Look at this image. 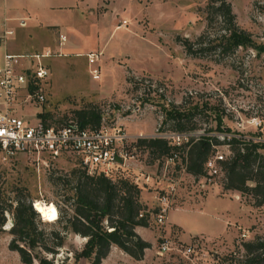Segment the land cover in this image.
Here are the masks:
<instances>
[{"label": "rangeland", "instance_id": "rangeland-1", "mask_svg": "<svg viewBox=\"0 0 264 264\" xmlns=\"http://www.w3.org/2000/svg\"><path fill=\"white\" fill-rule=\"evenodd\" d=\"M29 1L0 0V27L13 30L8 41L15 51L38 50L48 36L28 25L19 26L20 20H34L26 7ZM206 1L75 0L69 7L74 15L62 11L65 7L49 13L39 11L40 20L54 23L43 26L50 34L47 45L51 48H44L50 57H40L47 68L46 78L39 83L43 100L20 104L19 114L34 123L41 118L39 112L46 111L47 123L59 124L57 118H75L74 109L94 106L100 119L121 124L134 137L163 136L178 145L189 135H214L219 141L212 151L225 157L230 154L226 139L234 132L264 143V49L258 47L264 45V0H227L235 26L249 35L247 44L226 54L202 48L193 55L184 50L179 39L194 41L201 35L203 42L197 45L204 47L210 40L227 42L230 36L217 15L212 14L207 23L203 12ZM58 31L66 37L62 47L55 41ZM70 42L75 48L69 47ZM85 51L98 54V79L90 77L85 56L74 55ZM169 105L193 111L195 129H170V122H163ZM251 117L261 125L253 126ZM225 127L229 130H223ZM176 133L185 134L176 140ZM131 151L134 159L127 161L125 172L132 181L137 179L139 199L148 210V224L135 232L149 246L141 260H124L111 252L102 264H234L241 259V251H232L235 245L255 235L264 236V202L254 205L248 195L224 189L222 177L211 181L204 180L205 172L197 176L186 172L180 150L168 162L164 161L167 155L152 159L145 148L136 145ZM260 151L264 153V146ZM75 166L71 157L62 156L45 165L22 154L12 157L0 152V180L6 195L12 201L15 194H27L38 212L37 224L45 232L59 214L54 202L68 210L59 194L64 185L73 183L63 179ZM142 175L149 176L148 183H142ZM171 183L174 189L167 195L169 207L163 223H158V195L166 193ZM4 216L0 264H24L15 250L7 248L11 217L7 211ZM162 238L168 239L170 248L157 255L155 249ZM81 244L78 236L67 232L57 252L36 248L32 252L50 258L52 264H78L83 259L74 263L73 252ZM189 245L191 250L184 253L182 248Z\"/></svg>", "mask_w": 264, "mask_h": 264}, {"label": "trees", "instance_id": "trees-1", "mask_svg": "<svg viewBox=\"0 0 264 264\" xmlns=\"http://www.w3.org/2000/svg\"><path fill=\"white\" fill-rule=\"evenodd\" d=\"M207 23L213 15H217L223 27L230 31L227 42L211 40L206 46H198L203 39L198 35L194 41L183 37L179 42L187 53L197 55L198 50L218 49L220 53L232 52L239 44H247L249 35L244 30H239L234 23V13L227 0H207L203 9ZM213 14V15H212ZM223 36V35H221ZM197 45V46H196ZM264 49L263 46H258ZM163 122L169 121V128L180 132L195 129L193 111H185L169 105L164 111ZM73 115L81 126H94L98 124L100 112L94 106L85 105L73 110ZM44 123L49 121L48 112H39ZM59 119V120H58ZM65 120V116L57 118L58 123ZM222 127H218L221 129ZM223 130H229L225 127ZM161 136H141L135 140L137 147L145 148L151 158H161L173 151L180 150L181 160L185 171L197 176L204 173V161L212 152L213 144L218 139L210 134L189 135L186 140L176 145ZM226 142L230 154L223 158L222 187L237 190L248 195L252 204L260 205L264 202V153L260 148L263 142L252 140L239 132L230 135ZM75 167L69 176L63 179L64 183L72 180L70 185L62 187V202L65 207L55 205L59 214L54 219V226L47 232L37 223L39 220L35 206L27 194L17 196L11 201L6 195L5 188L0 180V231L5 221L4 212L11 217L8 233L11 234L7 248L18 253L19 260L24 264H52L50 258L33 253L39 249L47 253H55L63 245L65 234L72 232L85 237L78 250H74L75 260L79 257L87 259V264H100L110 250L111 245L140 259L149 242L140 237L134 230L137 225L148 224V210L139 199V188L129 178L126 169L117 167L111 175L96 172L88 174L76 160ZM17 193V192H16ZM26 196V197H25ZM232 251H241L240 260L234 264H264V236L255 235L251 239L242 240L234 246Z\"/></svg>", "mask_w": 264, "mask_h": 264}, {"label": "built area", "instance_id": "built-area-1", "mask_svg": "<svg viewBox=\"0 0 264 264\" xmlns=\"http://www.w3.org/2000/svg\"><path fill=\"white\" fill-rule=\"evenodd\" d=\"M11 32L9 28H0V152L12 157L22 154L42 161L45 165L62 156L71 157L88 174L102 172L108 175L117 167L128 169L127 161L134 159L131 149L134 148L138 135H129L121 124H108L104 119H100L94 126H81L75 118L66 119L59 124H46L39 118L34 123H28L17 113L20 104L43 100L39 83L46 78L47 68L40 57L47 56L49 51L12 53L1 50ZM64 39L65 36L58 33V43H62ZM84 56L90 77L98 79V54L88 51ZM249 121L255 127L261 125L256 117H251ZM184 134L176 133L174 138L178 140L184 137ZM176 157L177 154L173 151L164 157V161H172ZM224 157L217 150L206 157L203 165L204 180L213 181L216 177L223 176L220 161ZM148 178V175H142V183H148ZM133 182L136 184L137 179L133 178ZM173 185L174 183H171L166 193L158 195L160 204L155 214L158 223H163L165 219L169 207L167 195L172 193ZM240 235L244 236V233ZM169 248L168 239L162 238L155 253L162 255ZM190 250V245L182 248L184 253H189Z\"/></svg>", "mask_w": 264, "mask_h": 264}, {"label": "crops", "instance_id": "crops-1", "mask_svg": "<svg viewBox=\"0 0 264 264\" xmlns=\"http://www.w3.org/2000/svg\"><path fill=\"white\" fill-rule=\"evenodd\" d=\"M75 3V0H30L29 2H26V7L32 12V16L34 17V20H29L27 22L22 21L20 20L19 22V26H26V27H30V28H35V30L37 32H46L48 34V36L46 37V40L43 41V47H41L40 49L38 50H33V51H29V52H21V51H15L14 50V46L12 43H10L8 40L10 39L12 33H13V30L9 27H5V28H9L12 32L10 34L7 35L6 39H5V42L3 44V46L1 47V50H4V51H7V52H12V53H32V52H41L44 50V48L50 50L51 48L47 45V43L49 42L50 40V34L49 32H47L43 26L44 25H54V23H50L52 21H45L43 19H39L38 16H40V12H45V13H49L51 11H53L54 9H59L60 7H65L64 9H62V11H66L67 13H72L71 15H74L73 12L70 10V6L72 4ZM40 11V12H39ZM70 11V12H69ZM22 17H25V16H22ZM28 18H31V15H28ZM27 20V19H26ZM43 20V21H42ZM28 25V26H27ZM1 28V27H0ZM58 33H61L63 34L62 32L58 31L57 34H56V38H55V41L58 42ZM64 35V34H63ZM65 36V35H64ZM65 40H66V37L64 39V41L60 44V46L62 47L65 43ZM71 44L69 45V43L67 45H69V47H73L75 48V44H73V42H70ZM57 46V45H55ZM79 46V45H78ZM50 48V49H49ZM80 48V46L78 47V49ZM87 52V51H85ZM84 52V53H85ZM84 53L82 52H75L74 55L76 56H80V55H83L84 56ZM51 55H47V57H50ZM17 113L19 114V110H17ZM20 115V114H19ZM21 116V115H20ZM139 227V225L135 226V231H137L136 229ZM73 235H76L78 236L81 241L83 242L85 240V237H82V236H79L77 234H74ZM147 248L144 249L143 251V254L145 253V250ZM111 252H114V253H118V257H122L124 260H134V261H138V260H141L140 259H134L132 258L130 255H128L127 253H125L124 251H122L121 249H119L117 246L115 245H111L110 247V250L109 252L107 253V255ZM107 255L104 257L106 258ZM104 258L101 259L100 261V264H102ZM82 262H78V264H87L88 261L86 258L82 257Z\"/></svg>", "mask_w": 264, "mask_h": 264}]
</instances>
